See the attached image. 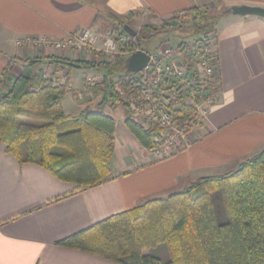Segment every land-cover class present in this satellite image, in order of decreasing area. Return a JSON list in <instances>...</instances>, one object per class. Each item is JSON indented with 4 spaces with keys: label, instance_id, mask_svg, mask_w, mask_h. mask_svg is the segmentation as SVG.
Returning <instances> with one entry per match:
<instances>
[{
    "label": "crops",
    "instance_id": "obj_1",
    "mask_svg": "<svg viewBox=\"0 0 264 264\" xmlns=\"http://www.w3.org/2000/svg\"><path fill=\"white\" fill-rule=\"evenodd\" d=\"M239 5L264 7V0H0V95L22 72L26 59L39 58L32 72L42 70L54 78L67 69L49 64L52 55L95 63L107 60L98 53L79 57L73 51L18 46V39L60 37L78 27L101 33L113 27L106 13L122 19L130 14L129 20L148 24L192 6L221 13ZM212 32L219 97L204 125L195 128L197 141L188 149L167 158L156 156L127 129L125 109L117 121L114 109L105 106L101 110L115 120L110 175L99 185L73 193L74 184L36 163H20L0 141V264H117L56 243L145 199L165 197L199 177L225 173L264 149V17L226 14ZM73 85L69 75L67 91L78 104L77 112L67 113L61 102L64 112L97 110L98 95L84 90L83 81L81 87ZM63 195L67 196L54 200Z\"/></svg>",
    "mask_w": 264,
    "mask_h": 264
},
{
    "label": "trees",
    "instance_id": "obj_2",
    "mask_svg": "<svg viewBox=\"0 0 264 264\" xmlns=\"http://www.w3.org/2000/svg\"><path fill=\"white\" fill-rule=\"evenodd\" d=\"M223 15L226 12L192 6L169 19L190 18L194 32H207ZM130 16L122 19L106 13L116 31H122ZM150 28L144 25L140 31ZM49 58V64L67 69L64 83H55L42 70L33 73L39 58L24 60L22 72L0 95V141L20 163H36L59 180L74 184L75 193L99 185L110 175L115 120L101 109L125 107L114 77L128 73L127 63L120 55L97 63ZM79 68L102 74L89 88L100 93L98 109L71 115L64 112L61 99L71 70ZM124 122L141 145L153 147L152 131L128 115ZM215 196H220V207ZM56 244L117 264H264V149L233 170L199 177L165 197L145 199ZM160 244L167 249V262L149 252Z\"/></svg>",
    "mask_w": 264,
    "mask_h": 264
},
{
    "label": "built area",
    "instance_id": "obj_3",
    "mask_svg": "<svg viewBox=\"0 0 264 264\" xmlns=\"http://www.w3.org/2000/svg\"><path fill=\"white\" fill-rule=\"evenodd\" d=\"M149 24L155 27L158 24L156 28L162 30L193 28L191 19L181 16ZM136 35L130 36L123 29L116 32L106 29L99 33L89 27H78L60 37H27L18 39L16 44L53 53L73 51L79 57L98 53L108 61L139 50ZM162 42L152 53L143 50L148 60L139 71L116 75L114 81L127 115L152 131L154 145L150 150L160 158H167L197 141L194 130L207 120L210 108L218 101L220 86L212 31L193 33L174 44ZM45 76L55 83H64L63 76ZM101 79L102 75L84 76V90Z\"/></svg>",
    "mask_w": 264,
    "mask_h": 264
},
{
    "label": "rangeland",
    "instance_id": "obj_4",
    "mask_svg": "<svg viewBox=\"0 0 264 264\" xmlns=\"http://www.w3.org/2000/svg\"><path fill=\"white\" fill-rule=\"evenodd\" d=\"M126 22L127 23H124V24H130V26L133 27L137 31L136 43H138L137 45H138L139 50L140 49L146 50L149 53H152L154 50L159 48L160 45L163 43L162 42L163 40L174 44L181 38L188 39L189 36L194 33L193 28H189V29L173 28V29H168V30H162V29L156 28L158 24L155 27L149 23L147 24V22H143L142 20H140V21L129 20ZM155 23H159V22L157 21ZM144 25H151L152 28H150L148 31L141 32L140 28ZM113 28H115V29L113 30ZM109 29L116 32V26H113ZM151 32H154V34H151ZM62 52H66V51L62 50ZM92 54L95 56H99L97 53H92ZM113 58L114 57H112L110 60H113ZM97 73H100V72H97L95 70H90V69H83V68L71 70L70 76H72V79H73V84H74L73 86L74 87H81L82 81H83L82 79L84 76L91 75V74L97 75ZM92 95H93V97H97V95H98L97 99H95L94 101L98 100L100 97L99 92L98 93L92 92ZM61 102L64 106V110L67 113L70 112V113L75 114L77 112L76 108H77L78 104H77L76 100L73 98L70 91H66V93L63 95V97L61 99ZM88 110H92V109H88ZM113 114H114L117 121L121 120L125 114L123 106L118 105L114 109ZM233 169H231V170H233ZM215 201H216V205H218V207H220V205H221L220 196H218V197L215 196ZM149 252H150V254L159 257L163 262H167L169 259L167 249H166L165 245H163V244H160V245L150 249Z\"/></svg>",
    "mask_w": 264,
    "mask_h": 264
},
{
    "label": "water",
    "instance_id": "obj_5",
    "mask_svg": "<svg viewBox=\"0 0 264 264\" xmlns=\"http://www.w3.org/2000/svg\"><path fill=\"white\" fill-rule=\"evenodd\" d=\"M224 12L229 15H254L259 17H264V7L258 6H248V5H239V6H229L225 7ZM122 29L130 36H135L136 31L129 25L123 24ZM148 55L141 51L137 50L133 52L127 59V72H137L139 71L147 62Z\"/></svg>",
    "mask_w": 264,
    "mask_h": 264
}]
</instances>
